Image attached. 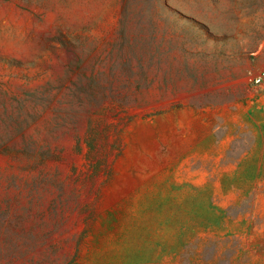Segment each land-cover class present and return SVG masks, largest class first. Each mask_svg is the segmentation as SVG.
Wrapping results in <instances>:
<instances>
[{"label": "rangeland", "instance_id": "obj_1", "mask_svg": "<svg viewBox=\"0 0 264 264\" xmlns=\"http://www.w3.org/2000/svg\"><path fill=\"white\" fill-rule=\"evenodd\" d=\"M264 0H0V264H264Z\"/></svg>", "mask_w": 264, "mask_h": 264}, {"label": "built area", "instance_id": "obj_2", "mask_svg": "<svg viewBox=\"0 0 264 264\" xmlns=\"http://www.w3.org/2000/svg\"><path fill=\"white\" fill-rule=\"evenodd\" d=\"M254 83H263L264 82V66L260 69L259 73L252 78Z\"/></svg>", "mask_w": 264, "mask_h": 264}]
</instances>
